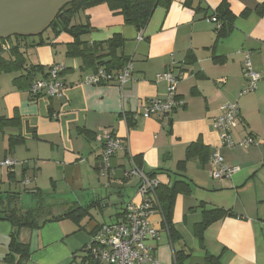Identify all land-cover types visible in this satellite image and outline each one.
Segmentation results:
<instances>
[{"label":"crops","instance_id":"crops-1","mask_svg":"<svg viewBox=\"0 0 264 264\" xmlns=\"http://www.w3.org/2000/svg\"><path fill=\"white\" fill-rule=\"evenodd\" d=\"M223 1L161 0L143 31L107 4L80 11L72 25L93 29L83 42L121 37L118 55L132 63L123 88L84 84L94 70L67 56L74 41L68 33L49 30L44 44L38 38L20 43L24 64L0 75V162H17L0 168V192L19 193L23 205L40 191L52 216L73 207L87 215L19 229L16 238L29 247L28 259L11 251L15 229L0 219V264H87L84 249L95 231L120 221L128 204L141 202L139 179L125 176L131 161L162 188L176 190L172 232L161 210L150 219L159 232L152 244L161 264H264V0H226L234 18L231 30L219 36L208 18ZM245 53L261 80L254 93L241 96ZM55 65L65 67L63 96L32 98L30 84ZM33 67L43 71L28 77ZM166 73L181 78L176 94L184 105L167 118H143L147 100L166 99L168 84L158 79ZM235 101L241 119L233 139L253 138L248 148L224 147L213 127L221 106ZM105 131L123 139L127 149L111 159L112 174L103 177ZM217 151L226 165L240 168L231 179H213ZM217 210L225 215L201 232L206 215ZM106 215L110 219L103 220Z\"/></svg>","mask_w":264,"mask_h":264},{"label":"built area","instance_id":"built-area-1","mask_svg":"<svg viewBox=\"0 0 264 264\" xmlns=\"http://www.w3.org/2000/svg\"><path fill=\"white\" fill-rule=\"evenodd\" d=\"M208 21L215 24L216 29H221L222 24L214 15ZM140 34L138 40H143ZM250 53H245L243 63V74L247 81L246 87L241 91V96L254 93L257 90L261 74L253 69ZM65 67L55 65L50 68L47 76L32 82L29 95L32 98L47 97L60 98L64 94L66 84L63 79ZM132 63L127 62L119 73L109 72L100 67L89 74L83 81L89 86L117 83L124 87L131 76ZM160 81L168 84V95L166 99L152 98L146 101L140 115L143 118L161 116L167 118L174 110L181 107L183 102L177 97V86L179 77L172 73L158 76ZM241 119V106L238 101L227 102L221 106V114L213 120V127L220 135L224 147L234 149L237 147L248 148L255 144L251 137L235 142L233 130L237 128ZM102 167L100 173L103 177L112 174L110 161L121 151L127 149L123 139L105 131L103 137ZM17 162L7 158L0 162V168H14ZM211 175L214 180L231 179L239 172V167H231L225 164L220 152H215L211 158ZM126 177H137L140 181L138 193L141 197L140 203L128 204L122 214V219L111 224L100 226L94 233L92 241L84 249L87 257L96 264H161L155 255V246L152 242L159 238V232L152 227L150 219L159 211V202L156 189L160 186L156 178L149 177L133 161L129 169L125 171Z\"/></svg>","mask_w":264,"mask_h":264},{"label":"trees","instance_id":"trees-1","mask_svg":"<svg viewBox=\"0 0 264 264\" xmlns=\"http://www.w3.org/2000/svg\"><path fill=\"white\" fill-rule=\"evenodd\" d=\"M160 2L161 0H77L67 5L60 11L56 20L48 30H54L57 35L61 32L71 35L74 41L68 46L67 56L71 58H81L87 69H92L95 72L98 68L103 67L109 72L116 71L119 73L124 68L126 63L129 62L128 59L118 55V51L121 49L123 44L121 37L116 35L107 43L87 44L82 41V37L91 32L93 29L89 24L72 25L74 17L82 10L101 4H107L111 11L123 15L127 24L135 26L139 31H143ZM260 14H264V6L261 7ZM214 15L222 24L221 29H215L216 32L219 36L226 35L231 30V24L234 18L226 0H224L223 3L215 10L212 16ZM43 35L32 38L15 37L17 38L16 45H13V42L10 41L11 38L8 40H0V75L3 72L13 71L24 64L23 60L25 55L22 48L25 46L20 44L21 41L38 38L40 44H44L45 41L43 40ZM5 53L10 54V59H6L4 57ZM31 70L32 71L28 77L37 71L42 72L43 68L33 67ZM21 141L22 140H20V138L17 140L12 139L11 146L19 144ZM136 163L139 167L138 162ZM148 176L152 177L150 175ZM175 195V189L162 188L161 186H158L156 189L159 209L164 216L166 227L170 232H172L171 214ZM35 197L38 199L36 205H34V207L25 208L22 205L19 193L0 192V219L7 220L13 225L15 232L12 235L10 248L11 251L20 253L23 259H28L30 252L28 246L22 245L17 241L16 234L19 229L38 228L42 220L52 222L62 219H71L79 221V219L87 215L86 210L79 207H73L62 215L52 216L49 206L45 204L43 194L38 191ZM224 215L225 212L220 210L209 212L204 221L201 223V232L207 225L219 220ZM12 260V255L7 256V261ZM86 263L96 264L89 257H87Z\"/></svg>","mask_w":264,"mask_h":264},{"label":"water","instance_id":"water-1","mask_svg":"<svg viewBox=\"0 0 264 264\" xmlns=\"http://www.w3.org/2000/svg\"><path fill=\"white\" fill-rule=\"evenodd\" d=\"M77 0H0V40L39 37L60 11ZM122 188V186L113 185ZM116 197L112 198L116 200Z\"/></svg>","mask_w":264,"mask_h":264},{"label":"rangeland","instance_id":"rangeland-1","mask_svg":"<svg viewBox=\"0 0 264 264\" xmlns=\"http://www.w3.org/2000/svg\"><path fill=\"white\" fill-rule=\"evenodd\" d=\"M48 32H49V30L46 33H44V34H48ZM10 41L13 42V45L17 44V38H15V37L11 38ZM24 42L25 41H21V43H24ZM37 201H38L37 197L36 198L35 197H32V198L30 197L28 199L23 200V206L24 207H26V206L29 207V205H34V204L36 205ZM108 219H110L109 215L108 216L106 215L105 218H103V220H108Z\"/></svg>","mask_w":264,"mask_h":264}]
</instances>
